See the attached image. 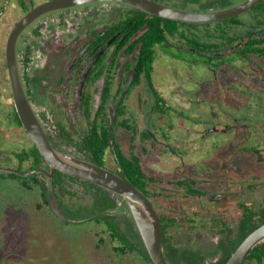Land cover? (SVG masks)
<instances>
[{
	"label": "flooded vegetation",
	"instance_id": "af4514ba",
	"mask_svg": "<svg viewBox=\"0 0 264 264\" xmlns=\"http://www.w3.org/2000/svg\"><path fill=\"white\" fill-rule=\"evenodd\" d=\"M44 1L47 0H5L11 4L15 2L17 11L7 36L13 25L28 10ZM205 1L219 0L162 2L181 8L205 10L201 5ZM242 1L244 0H231L225 7ZM3 2L0 0V20L7 9ZM211 8L223 7L215 4L208 9ZM133 9L136 10L123 2L97 1L44 12L18 37L17 58L21 80L50 142L58 149L87 158L89 148L85 141L105 136L108 122L107 128L114 135L116 143L106 149V166L113 170L120 169L114 148L125 154L138 155L149 175L146 196L158 211L166 235L170 236L171 242L178 248L204 255V263L197 264H214L224 252L220 247L221 243L226 241L230 246L248 230L251 211L255 213L252 217L255 220L264 216V57H257L254 63L251 57L237 56L238 68L221 69L220 72L207 67L214 76L212 79L203 78L202 81L211 84L216 97L208 93V90H201V87L195 91L185 87L183 81L179 83L170 80L168 68L165 75H162L165 82L163 88H160V74L156 71L159 55H164L169 64L176 60L190 66V62L174 54L181 51L199 55L202 52L193 47L187 51V40L180 36H167L163 44L155 46L156 58L149 80L143 72L138 71L137 49L140 43H134L146 31V27L136 30L126 20ZM251 9L238 16L244 18ZM20 13L22 15L17 18ZM244 20L242 24L247 27L252 23L245 18ZM218 21L205 23L217 25ZM231 23L232 29L236 31H243L245 28L234 27L237 23ZM246 41L241 37L234 44L224 46L227 48L225 51L206 56H232ZM1 43L2 46L4 43L5 45L4 49L0 46V179L8 183L16 178L1 176L4 173L21 176L36 173L46 192L48 203L55 199L60 205L61 198H81L69 193L74 192L71 190L76 187L90 191L89 198L93 199L94 189L80 180L64 177V188L56 183L55 172L52 176L49 175L50 166L43 157L38 163L33 156L20 160L19 153H25L35 144L26 140L28 133L25 127L22 122L20 124L16 121L17 109L6 62V40ZM164 44L170 45L172 51H167ZM174 66L169 67L188 75L191 72L184 66L177 67L175 63ZM193 78L196 77L188 79ZM224 85L227 99H220V89ZM154 90L162 97L159 102L166 108L164 112L154 111L158 102ZM133 99L138 101L139 108L143 111L141 120L136 117V112L129 110L133 106ZM216 103L218 106H243L254 110L247 117L243 115L242 119L240 115L233 114V118L222 122L208 120L200 131L190 129V132L185 133L182 130L174 132L178 137L171 138V133L163 124L159 125V130L154 127L153 113L163 115L175 110L182 115L178 108L215 106ZM124 121L126 124H123ZM171 124L173 123H168L171 130L181 128ZM128 125L132 127L129 128ZM10 126L15 132L13 139L18 143L17 151H10L2 146L4 139L11 137ZM216 133L221 136L215 138ZM110 140L113 142L112 136ZM251 157L256 160L254 166L258 172H255V167H251ZM41 168L46 173L40 171ZM27 172L29 173L26 175L22 174ZM49 192L52 194L51 198ZM117 202L116 207L125 206L122 200ZM206 235H211L215 240L212 249H205L208 246L204 244H196L197 239L203 240ZM214 254L215 258L207 259ZM251 263L258 264L256 260L247 257L243 262ZM261 264H264V260Z\"/></svg>",
	"mask_w": 264,
	"mask_h": 264
},
{
	"label": "trees",
	"instance_id": "16d2710c",
	"mask_svg": "<svg viewBox=\"0 0 264 264\" xmlns=\"http://www.w3.org/2000/svg\"><path fill=\"white\" fill-rule=\"evenodd\" d=\"M230 2L231 0H219L216 2L205 1L201 2V5L202 9L207 10L208 8L213 7L215 4H220L224 8L225 6L229 5ZM249 14L250 18L248 20L252 21V23L247 27L246 24H242L245 21L244 18L238 15L220 20L217 22V25H213L211 23H188L164 18V16L161 17L153 15L143 10L133 9L130 11V15L127 16L126 20H128L130 24L134 25L136 30L146 27V31L134 42L140 43V46L137 49L138 71L140 73L143 72L144 75H146L147 78L151 80L152 71L154 69V60L156 58L155 46L157 44H163L167 36H180L181 39L187 40L186 44L189 47L187 51H190L193 47L196 48L197 51L202 52L198 53L199 55L192 53L191 56H189L190 58L183 56L185 53L181 51L174 54L176 56H181L190 62L189 67L192 69L199 66L201 67V65L205 66L206 68L213 67L219 72L221 69L224 70L226 68L236 69L238 68L237 64L239 63V58H241V56H245L247 58L251 57V60L256 63L257 57H264V46H261L264 43V38L262 37L264 36V0L256 4L249 11ZM231 22H236L238 24H234V27L245 26L244 30L236 31L235 29H232L233 26ZM241 37L247 39V41L245 42L244 46L240 48L238 47L232 56L225 55L223 57L218 56L213 58L206 56V54L220 53L225 51L227 48H224V46H229L232 43L234 44V42H236ZM164 47L167 51L171 49L170 45L164 44ZM237 56H239V58ZM154 93L156 99L158 100L157 106L154 107V111L164 112L166 108L162 103L159 102L162 98L160 97V93L157 90H154ZM181 114L183 113L181 112ZM16 121L21 124L19 115L17 113ZM123 124H126L125 121ZM107 127L105 128V136L99 138L94 137L85 141L89 148V151L87 152V158L100 165H106V149L110 146L112 147L113 143H116L114 141V135L109 133V129ZM128 127L131 128L132 126L128 125ZM133 129H135V127H133ZM110 136L113 137V142L110 140ZM114 150L116 151L115 158L120 165V169L115 171L127 178L146 195V184L149 175L142 164L141 158L135 154H125L120 149L114 148ZM40 153L41 152H39L38 148L33 145L31 149L26 150L25 153H19L18 156L20 157L21 161L24 159L27 160L33 156L36 158V163H38L42 157ZM26 169L28 170L29 167ZM1 176H5L6 178L9 177L11 179L21 178L23 180L24 187L27 189L41 187L43 201L48 203L46 192L42 186L38 174L33 173L28 176H21L14 173H4ZM64 177L80 180L81 182L90 185V187L94 189L92 190L93 199L90 205L71 206V204L59 199L62 212L66 217L72 218L75 220V223L95 222L97 224L103 225L107 234H109L113 240L119 243L114 247L116 252L115 255L119 254L124 256L127 255V253H132L148 261L150 264H154L149 256L140 233L136 228L131 214H129L130 217L123 219L124 224L122 225L117 216L111 211L118 205V202L107 189L89 181H84L75 176L68 175L59 170H55L54 180L56 183L61 185L62 188H64L62 184ZM69 193L75 194L73 192ZM124 204L126 205L125 202ZM254 214L255 213L253 211L250 212L249 228L241 234L236 243H233L232 245L230 244V246L227 245L226 241L221 243L220 247L224 249V252L220 259L214 264H224L232 252L237 248L239 243L252 230L264 223V216L259 220H255L252 218ZM162 239L165 253L169 260L173 263L179 264L181 261H184L187 264H197L201 262L204 263V255L193 251L182 250L181 248H178L173 242H171L170 236L166 235L164 223L162 224ZM247 259H252L253 261L256 260L258 264H261L264 260V242L254 247L248 254Z\"/></svg>",
	"mask_w": 264,
	"mask_h": 264
},
{
	"label": "rangeland",
	"instance_id": "374dc122",
	"mask_svg": "<svg viewBox=\"0 0 264 264\" xmlns=\"http://www.w3.org/2000/svg\"><path fill=\"white\" fill-rule=\"evenodd\" d=\"M2 1L7 6V9L3 13L5 16L0 20V46L4 49L5 43L2 46L1 42L6 40L7 31L12 25L17 11L15 10V2L11 4L5 2V0ZM21 15L22 13L17 18ZM244 18L248 20L250 15H245ZM163 56L159 55L156 62V71L160 74L159 79L161 80L158 84L160 88H163L165 82L162 75H165L166 69L168 68V78L170 80L179 83L183 81L185 87L193 88L195 91H198L201 87V90H208V93L216 97L214 95L216 92L212 91L211 84H205L202 81L205 77L212 79L214 76V73L208 68L201 65V67L192 69L183 61L182 63L181 61L174 60L177 67L178 65L184 66L188 71L191 70V75L180 73L179 70L173 71L171 67H175L174 63L171 62L170 65ZM183 56L189 57L191 54L185 53ZM190 77L196 78L188 79ZM224 90L225 85L220 89V99H227ZM211 94H208V96H211ZM132 105L129 110L136 112V117L141 120V113L143 111L141 112L142 109L139 108L138 101L133 99ZM178 110H181L183 114L179 115L175 110V112L171 110L168 114L163 115L153 113L152 120L155 125L154 127L158 129L159 125L163 124L168 129V132L171 133V138L178 137L174 135V132L182 130L185 133L190 132V129L191 131H200L205 127V122L208 120L213 119L222 122L228 118H233V114L234 116L240 115L242 119L243 115L245 117L249 116L250 112L254 109L243 106H218L216 103L215 106H185L184 108H178ZM245 120L249 121L246 118ZM169 122L173 123L171 125H177L181 128L171 130L168 128ZM9 132L11 137L4 139L5 143L2 146L10 151H17L18 143L13 139L15 132L12 126L9 127ZM217 136L221 135L216 133L214 137L216 138ZM26 137L28 142L32 141L29 135ZM0 141H2L1 138ZM107 164L113 167L112 164ZM255 164L256 160L251 157V167H255ZM256 168L251 169L258 172ZM145 169L147 170V168ZM263 172L264 169L262 175L264 174ZM251 173H253V170ZM71 191H74L73 193L81 198L70 199L67 197L61 198V200L71 204V206L77 204L89 205L92 203V199L89 198L91 196L90 191H84L79 189V187ZM49 195L51 198V192H49ZM61 208L55 199L52 203L43 201L41 187L27 189L24 187L21 178H16L15 181L8 183L0 179V264H150L136 254L127 253L124 256L119 254L115 255L114 247L119 243L107 234L103 225L95 222L75 223V220L69 219V217L66 218L62 214ZM112 212L117 216L122 225L124 224L123 219L130 217L127 204L125 206L119 205ZM213 232L214 229L211 230V233ZM184 238V235H182V240ZM214 243L215 240L211 235H206L203 237V240L197 239L196 241V244L208 246L204 247L205 249H212ZM215 257L216 254L208 256L207 259H213Z\"/></svg>",
	"mask_w": 264,
	"mask_h": 264
},
{
	"label": "water",
	"instance_id": "95a60500",
	"mask_svg": "<svg viewBox=\"0 0 264 264\" xmlns=\"http://www.w3.org/2000/svg\"><path fill=\"white\" fill-rule=\"evenodd\" d=\"M97 1H118L131 5L153 15L168 19L205 23L223 20L240 15L261 0H244L240 3L208 10H192L172 6L159 0H47L37 4L26 12L11 28L6 39V62L10 75L11 89L17 113L28 135L41 152V156L50 166V176L55 170L75 176L81 180L97 184L109 191L115 198H121L127 204L136 228L145 244L154 264H172L164 249L162 222L158 211L148 197L127 178L106 165H100L85 156H79L58 149L50 142L21 80L17 58V40L20 33L44 12L59 10ZM40 171L46 173L41 168ZM11 171H15L11 169ZM22 173V174H28ZM264 242V223L252 230L232 252L225 264H243L252 249Z\"/></svg>",
	"mask_w": 264,
	"mask_h": 264
}]
</instances>
